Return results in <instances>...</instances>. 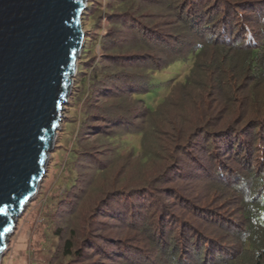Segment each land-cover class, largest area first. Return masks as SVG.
<instances>
[{
    "label": "trees",
    "instance_id": "1",
    "mask_svg": "<svg viewBox=\"0 0 264 264\" xmlns=\"http://www.w3.org/2000/svg\"><path fill=\"white\" fill-rule=\"evenodd\" d=\"M82 25L84 46L60 130L79 123L69 161L95 152L112 162H98L84 187L68 177L64 203L48 198L61 201L59 214L86 223L57 227L49 264H264V0H88ZM185 62L191 66L182 79H151V72ZM163 86L168 91L154 108L138 97ZM127 98L142 107L138 115L127 112L140 119L142 143L157 128L173 139L166 167L167 157L114 144L113 159L95 145L112 140L111 124L131 130L134 121L121 114ZM82 100L95 112L108 103L120 114L93 113L86 121L89 112L81 109V116L75 106ZM134 161L164 169L146 182L133 179L140 190L120 185ZM177 179L201 190L183 193L172 186ZM77 191L86 198L78 202ZM89 219L103 223V241Z\"/></svg>",
    "mask_w": 264,
    "mask_h": 264
},
{
    "label": "water",
    "instance_id": "2",
    "mask_svg": "<svg viewBox=\"0 0 264 264\" xmlns=\"http://www.w3.org/2000/svg\"><path fill=\"white\" fill-rule=\"evenodd\" d=\"M86 7L0 0V260L46 173L84 46Z\"/></svg>",
    "mask_w": 264,
    "mask_h": 264
},
{
    "label": "rangeland",
    "instance_id": "3",
    "mask_svg": "<svg viewBox=\"0 0 264 264\" xmlns=\"http://www.w3.org/2000/svg\"><path fill=\"white\" fill-rule=\"evenodd\" d=\"M102 24L103 27H106V23L104 21ZM110 51H115V50H110ZM108 55L113 56L112 53ZM190 66H191V62L173 63L161 70L151 72L152 73L151 79L159 84H163V83L165 84L166 81L170 79H182V77L189 70ZM167 91H168V87L163 86L159 89L147 92L145 94L143 93L138 97L142 99L144 103H146V105L154 108L156 107L158 102L166 95ZM78 104H79L78 106L75 105L79 111L78 114L81 113L82 116L83 110L89 112L86 121L90 120L91 115H93V113L96 116L95 118L100 117V119H102L103 117L112 118L115 116L114 114L117 113V111L114 112V110L111 109V107H108L109 106L108 103L107 105L103 106L104 108L107 109L102 108L100 111H96V112L94 111L92 106L86 108V106L84 105V100L80 101ZM121 104L123 105L122 108L124 109V111L121 112V114L124 113V116L126 114V117H128L129 121L130 120L134 121L132 116L141 113L138 109L140 103L134 102L133 100L131 103L130 98H127V100L121 102ZM67 107H69L68 104ZM133 108L136 109V112L135 111L131 112L132 116H129L127 112L130 113V109ZM81 109L82 111L80 112ZM106 112H108L110 116H107ZM117 114H120V112H118ZM65 121H67L66 118ZM139 121L140 119L138 120V122L134 121L131 130H128L127 128L122 129V127L113 126L111 124L110 125L112 129L111 132L113 133L112 140L101 141L102 140L101 139L99 142L95 143V145L99 147V148L97 147L98 149H103L106 155L109 158H113V159H114V156L112 155L113 148L111 147H113L114 144L117 145L116 149L119 150H127V149L129 150L133 147L137 152L136 155L138 156H140V154L145 156L147 153H150L148 158L167 157L166 161L164 162V165L166 167L168 163H170V161L172 160L171 154L174 152V147H172L173 145L170 143L171 140L169 139L171 138V136H169L168 134L165 136L160 134L157 128V132L156 131L153 132L152 130L150 131V133H148L149 136L148 143L147 144L142 143L141 133L139 132L140 130ZM101 122L102 121H99L98 123ZM62 123H63V119L61 125ZM70 124L71 123L69 122L68 123L65 122L64 126L66 131H61V130L58 131L53 148L51 149L49 154L46 173L43 176L41 183L39 185V190L37 194L34 196V198L30 200L29 204L26 206L23 213L19 216L14 231L8 237L9 239H8L7 249L5 250V252L1 257L0 264H49L50 258L56 247V241L57 242L59 241V239L55 236V230L57 229V227L59 225H64L65 227L68 226L72 227L73 224H81V227L82 225L83 226L86 225L84 218L77 221L72 220L70 217L67 218L66 215L68 214L67 211L65 210H63V213L59 214L60 206L58 205L61 203V201H63V203L65 202L64 200H61L62 199L61 197H64V193H66L62 191V188L66 186V183L68 182V177H70L71 175L76 176L77 180L79 179L77 184L83 185L84 187V182L89 177L92 176V174L94 173L93 167L98 162L102 163L103 166H107L112 162V160L110 161L109 159H107V161L104 162V160H101L100 158L97 159L96 153L93 150L96 148H93L91 152H94V154H90L89 157H85L86 159L80 160V157L78 155L77 159L74 158L73 160L69 161L68 157L70 156V152L72 151L73 147L74 148L76 147V141L74 140L75 136L80 133L78 132L79 123L76 124L74 122V128L72 130L70 128L71 126ZM170 131L173 132L172 130ZM70 132L72 133V135L70 140L67 141L68 137L71 134ZM155 135L156 138H154ZM65 140L67 141L66 146L65 147L60 146V144H63ZM151 142L153 143L152 145H150ZM149 145L150 147H148ZM142 146L148 148L141 149ZM93 162L94 164H91ZM183 162L184 160L182 161V163ZM82 164H84V166ZM69 167H72L73 169H67ZM121 171H123V168L120 169V172ZM152 172L155 173L154 175L157 178L159 175H161V172H159V170L152 164H145V163H139V161L137 162L134 161L129 163V166H127L126 171L122 172L120 180L118 179V177L117 179L120 182V185H122L121 182L132 186L136 185L135 186L136 190H140L141 189L139 188L140 185L136 183L144 182L143 180H141V178L142 179L144 178L146 182L147 181L146 179L148 178L149 175H151ZM133 179L136 180V183L134 182ZM172 184H173L172 186H174L175 188L177 187L180 191H183V193H187V192L192 193L201 190V189H194L192 184L185 183L184 181L182 182V180H178V179L175 180V182ZM86 193L87 191H77L76 196L73 197L75 199L77 198L76 200L80 202L82 201V198L83 199L86 198ZM78 194H82V195L77 197ZM49 197L57 200L60 199L61 201H59L58 205L50 204L48 199ZM116 199L117 198L110 200L107 203L105 209L107 208L108 205L114 203ZM120 200L122 201L123 198ZM180 211L182 212L183 208ZM65 218L67 219L65 220ZM94 221L89 219L87 227L90 228L91 232H93L95 235H98L96 237V240L98 242H100L101 240L103 241L104 236L98 234L100 232H103V229L100 228L103 226V223L94 222ZM106 221L109 222L108 219ZM110 230L112 229L108 227V229H105L104 233ZM110 236L112 238L116 237L112 235ZM111 237H107L108 239L105 240L106 243L107 240H110ZM116 239L117 238L113 240L116 241ZM98 260L101 261V258H98Z\"/></svg>",
    "mask_w": 264,
    "mask_h": 264
},
{
    "label": "snow or ice",
    "instance_id": "4",
    "mask_svg": "<svg viewBox=\"0 0 264 264\" xmlns=\"http://www.w3.org/2000/svg\"><path fill=\"white\" fill-rule=\"evenodd\" d=\"M5 213H6V206L4 208H0V215L5 214Z\"/></svg>",
    "mask_w": 264,
    "mask_h": 264
}]
</instances>
